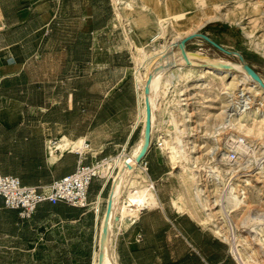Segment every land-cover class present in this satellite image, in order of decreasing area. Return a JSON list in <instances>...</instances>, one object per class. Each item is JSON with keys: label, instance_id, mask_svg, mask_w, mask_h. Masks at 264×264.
I'll return each instance as SVG.
<instances>
[{"label": "crops", "instance_id": "0c3cea01", "mask_svg": "<svg viewBox=\"0 0 264 264\" xmlns=\"http://www.w3.org/2000/svg\"><path fill=\"white\" fill-rule=\"evenodd\" d=\"M112 11L110 0H0L3 174L46 188L74 172L81 161L114 156L122 146L136 144L137 85L132 67L118 62L126 59L127 50L110 43ZM62 136L84 139L82 151L52 152L56 144L51 143ZM152 161L151 180L163 181L169 167L160 156ZM155 168L160 170L152 174ZM112 176V184L110 179L94 180L88 206L44 203L30 220L6 208L0 196L2 224L11 238L25 230L37 233L52 221L100 230L108 200L113 205ZM124 200L126 195L119 206ZM115 239L117 264H236L224 238L165 202L142 209Z\"/></svg>", "mask_w": 264, "mask_h": 264}, {"label": "rangeland", "instance_id": "374dc122", "mask_svg": "<svg viewBox=\"0 0 264 264\" xmlns=\"http://www.w3.org/2000/svg\"><path fill=\"white\" fill-rule=\"evenodd\" d=\"M121 2L123 4H120L119 14L113 0H110L113 8L110 24L113 33L110 43H113L118 51L127 50L123 53L124 56L127 54L126 59L118 58V62L132 67L130 72H134L135 68L133 45L152 53L154 44L166 45L179 34L183 36L190 33L205 34L230 52H223L202 38H195L186 44V51L197 59L199 65L192 67L188 72L190 74L186 73L180 79L173 80V85L169 88L163 84L162 91H158L156 97L158 122L154 131L151 128V150L147 159L151 164L156 156H160L163 164L169 167L170 174L165 176L163 181L154 182L161 203L174 205L173 200H176L177 206L174 205L176 210L190 216L192 215L184 209L185 200L178 198L180 191L178 174L181 171L177 169L174 173L169 149L166 147L165 149L163 145L164 138L168 140L175 138L173 141L180 140V144L184 148L186 146L183 154L186 157V165L194 171L195 178L198 177L201 183L205 184L204 189L210 199L216 198L217 192L225 184L234 182L237 191L243 196V201L229 215L231 227L242 251L250 252L251 263L264 264L262 240L264 167L261 168V165L264 166V121L261 118V115H264V93L251 88L244 75L235 68L236 64L242 65L244 60L264 79V0H121ZM126 3L132 6L127 7ZM181 11L187 13L186 18L182 21L174 19L173 14ZM160 20L167 23L166 28L161 37L152 42V37L161 31ZM128 57L132 63H128ZM217 58L231 63L221 70L234 72L236 75L235 86L230 87L231 90L227 92L226 84L218 76L201 75L202 69L209 66L205 61ZM156 59L151 60L152 65ZM177 72H174L175 75ZM136 93L137 90L134 89L135 103ZM237 106H240L239 111ZM251 111L257 114L251 120L253 132L246 135L233 120ZM137 132L138 140L135 145L128 146V153L141 137L140 124ZM239 139L244 140V145H240L245 146L246 150L243 152L236 144V140ZM231 151L237 152L236 160L222 161V154L229 155ZM210 168H213L216 174H221V186L215 184L214 176L212 178L207 175ZM110 180L112 184L114 178L111 177ZM197 211L199 219H203L205 212L201 208ZM214 212L215 219L218 223L221 222L217 210ZM243 218L246 219L243 221ZM195 219L213 232L209 223ZM99 234L100 230L71 229L52 221L37 233L25 230L19 237L11 238V233L0 219V264H92L98 248ZM225 241L229 244L231 258L236 264H240L234 258L231 244L228 240Z\"/></svg>", "mask_w": 264, "mask_h": 264}, {"label": "bare ground", "instance_id": "6f19581e", "mask_svg": "<svg viewBox=\"0 0 264 264\" xmlns=\"http://www.w3.org/2000/svg\"><path fill=\"white\" fill-rule=\"evenodd\" d=\"M113 2L115 4L116 10L120 14L119 12L120 4L123 3L121 2V0H113ZM126 6L131 7L132 5L130 3H126ZM186 15L187 13L185 11H181L176 14H173V18L177 19L178 21H182L183 19L186 18ZM166 25H167L166 22L160 20L159 26L161 31L156 33L152 37L151 39L152 42L157 41L161 37L162 32L166 28ZM191 34L193 33L187 34L186 36ZM186 36L179 34L166 45L154 44L151 49L152 53H148L142 47L133 45L134 46L133 59L135 61L134 76L137 85V122L134 124V128L140 124L142 128L141 137L137 145L132 148L131 152L128 153V155L119 158L114 162V166L116 169L115 172L113 173V175L115 176V181L113 185V192L111 195V198L113 199L112 211L110 215H106L105 218H103L102 220L99 240H98V248L94 253L92 264H117L114 242L116 240L115 237L118 231L121 230L123 227L129 226L131 223H133L142 209H152L161 205L160 198L156 192L155 183L153 180H151L150 175L147 172H144L143 169L140 167L139 160L141 156L144 153H146L149 148V140L147 136L148 104H150L151 107L152 131H154V128L158 122V112H157V104H156V97L158 91L162 89L163 84L167 85L166 87L169 88V86L173 85L174 82L173 80L180 79L182 75L184 74L186 75V73L191 71L192 67L199 65V62L198 63L196 62L197 59L192 54L187 52V59H186L179 46H177V48H173L175 44H178ZM154 58L157 59L156 61L154 60L155 63L152 65L151 60ZM205 62H207L209 66L202 69L203 71L201 75L214 74L218 76L226 84L225 85L226 92L231 90L230 87L235 86L234 85L236 80L235 73L221 70L223 69V67L231 65L230 62L226 60L225 61L220 60L218 58L208 59ZM160 65L163 66L166 65L167 67H165L164 69L158 71L153 75L150 84L151 92L150 95L147 96L144 90L147 85L149 74L152 73L154 68ZM235 68L244 75L245 80L250 84L251 88L255 89L256 91L264 93V88L257 81H255L249 74L246 73V71L243 68V64L242 65L236 64ZM175 71H178L176 73L177 75H175L174 73ZM262 80L264 81V79ZM256 114L257 112L251 111L246 115L235 118L233 122L236 121L239 127L242 128V131H244V133L248 135L249 133L253 132V129L251 128L252 127L251 120L254 119ZM261 116H262L261 117L262 120L264 121V115ZM260 133L261 132H259V134ZM174 139L168 140L167 138H164L163 145L164 148L166 147L167 150L169 149L168 151L169 158L173 165L174 173L177 172V169H180L181 171L179 174L177 173L180 177V191L178 198L185 200L184 209L187 210L194 218L199 219L200 217L197 214L198 212L197 210L198 208H201L205 212V217L199 220H201V222L209 223L210 228L213 230L215 234L229 241V243L231 244L232 253L235 256L234 258L240 264H252L251 263L252 257L249 254L250 252L248 253L246 251H242V249L240 248L241 245L237 243L238 239H236L235 231L231 227L229 221V215L232 212H234L243 201L242 194H240L237 191L234 182H229L225 184L224 187H221V189H219L220 191L217 192L218 194L216 198L210 199L204 189L205 184L203 185L201 183L202 181L198 179V177L195 178L194 171L191 170L186 165L187 164L186 157L183 155L185 153L186 146L184 148V146L180 144V140L173 141ZM236 142H238V140H236ZM51 144H56V146H52L51 148L52 152H55V150H60V152L63 153L67 150L82 151L83 144H85V141L84 139L71 140L66 136H62L59 141ZM237 147L242 152L246 150L245 146L237 145ZM226 159L228 160L227 153L222 154L221 160L223 161ZM262 167L264 166L261 165V168ZM210 169L207 171L208 173L207 175L211 176L212 178L214 176L213 179L216 182L214 183L218 186H221L222 185L221 177H220L221 174L220 175L216 174V172L212 170L213 168ZM191 188H192V192L190 193ZM124 195H126V201L119 206L120 199ZM173 203L175 206H177L176 200H173ZM214 210H217L216 213H218V215L221 216L220 217L221 222L219 223H222L223 225H220L218 221L215 219L216 217ZM117 214L120 215L119 217L120 219L116 218ZM244 219L246 218H243V221ZM250 222L252 223V221ZM242 223L245 224L246 222H242Z\"/></svg>", "mask_w": 264, "mask_h": 264}, {"label": "built area", "instance_id": "2783aa9c", "mask_svg": "<svg viewBox=\"0 0 264 264\" xmlns=\"http://www.w3.org/2000/svg\"><path fill=\"white\" fill-rule=\"evenodd\" d=\"M236 108L240 110V106ZM236 144L244 145V140L239 139ZM126 155H128L127 145L122 146L114 156H106L90 163L81 161L74 172L53 181L46 188L24 184L19 177L3 174L0 171V196L4 199L5 207L18 211L22 220H30L38 207L44 203L86 207L89 190L94 180L113 177L116 169L114 162ZM236 157V151H231L228 155V159L232 162ZM140 167L150 175V162L147 156L140 161Z\"/></svg>", "mask_w": 264, "mask_h": 264}, {"label": "water", "instance_id": "95a60500", "mask_svg": "<svg viewBox=\"0 0 264 264\" xmlns=\"http://www.w3.org/2000/svg\"><path fill=\"white\" fill-rule=\"evenodd\" d=\"M195 38H202L205 41H207L208 43H210L211 45H213L214 47H216L217 49L223 51V52H227L230 53L229 51L225 50L224 48H222L219 44H217L216 42H214L212 39H210L207 35L205 34H201V33H193L191 35L186 36L185 38H183L178 44H175L174 46H179V48L181 49L182 53L184 54V57L187 59V51H186V44L195 39ZM239 55V54H238ZM241 58V56H239ZM241 60H243L241 58ZM243 63V68L246 71L247 74H249L255 81H257L263 88H264V81L262 80V78L259 76V74L248 64L246 63L244 60L242 61ZM167 65V64H166ZM166 65H160L156 68H154V70L152 71L151 74H149V78L147 81V85L145 87V94L148 96L150 95V84L153 78V75L155 73H157L158 71L164 69L165 67H167ZM148 119H147V136H148V140H149V148L147 150L146 153H144L140 160L141 161L145 156H147V153L150 149V142H151V128H152V112H151V107L150 104H148ZM112 211V203L108 200V209H107V213L106 215H110Z\"/></svg>", "mask_w": 264, "mask_h": 264}, {"label": "trees", "instance_id": "16d2710c", "mask_svg": "<svg viewBox=\"0 0 264 264\" xmlns=\"http://www.w3.org/2000/svg\"><path fill=\"white\" fill-rule=\"evenodd\" d=\"M159 170H160V169L155 168V169H153V170L151 171V173L154 174L155 172H159Z\"/></svg>", "mask_w": 264, "mask_h": 264}]
</instances>
